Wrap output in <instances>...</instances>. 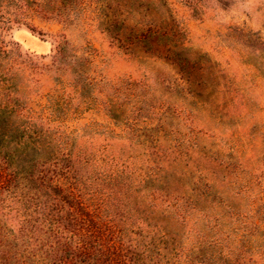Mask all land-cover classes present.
Masks as SVG:
<instances>
[{
  "label": "rangeland",
  "instance_id": "374dc122",
  "mask_svg": "<svg viewBox=\"0 0 264 264\" xmlns=\"http://www.w3.org/2000/svg\"><path fill=\"white\" fill-rule=\"evenodd\" d=\"M10 132L146 264H264V0H0Z\"/></svg>",
  "mask_w": 264,
  "mask_h": 264
},
{
  "label": "trees",
  "instance_id": "16d2710c",
  "mask_svg": "<svg viewBox=\"0 0 264 264\" xmlns=\"http://www.w3.org/2000/svg\"><path fill=\"white\" fill-rule=\"evenodd\" d=\"M40 139L0 134V264H144L148 252L77 190L73 166L44 156Z\"/></svg>",
  "mask_w": 264,
  "mask_h": 264
}]
</instances>
